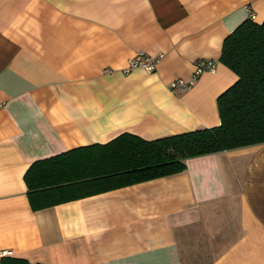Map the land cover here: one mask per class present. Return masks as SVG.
I'll list each match as a JSON object with an SVG mask.
<instances>
[{"label": "crops", "instance_id": "crops-1", "mask_svg": "<svg viewBox=\"0 0 264 264\" xmlns=\"http://www.w3.org/2000/svg\"><path fill=\"white\" fill-rule=\"evenodd\" d=\"M264 0H0V258L30 264H264V143L32 211V162L127 132L219 124L224 38ZM139 52L155 70L123 72ZM197 60H213L187 89Z\"/></svg>", "mask_w": 264, "mask_h": 264}, {"label": "trees", "instance_id": "trees-1", "mask_svg": "<svg viewBox=\"0 0 264 264\" xmlns=\"http://www.w3.org/2000/svg\"><path fill=\"white\" fill-rule=\"evenodd\" d=\"M237 80L216 98L219 124L146 140L123 132L106 143L36 160L23 179L32 211L185 170L188 158L264 143V20L246 19L222 43ZM0 264H30L2 256Z\"/></svg>", "mask_w": 264, "mask_h": 264}, {"label": "built area", "instance_id": "built-area-1", "mask_svg": "<svg viewBox=\"0 0 264 264\" xmlns=\"http://www.w3.org/2000/svg\"><path fill=\"white\" fill-rule=\"evenodd\" d=\"M249 18L254 19L253 12H249ZM157 60L149 55L139 52L137 56L128 60L126 68L123 72L128 73L131 70L141 68L147 72H152L155 70ZM216 69V63L213 60H197L194 64V69L189 80L185 81L182 78H176L169 83L170 89H187L191 87L197 76L204 71H214ZM2 103H0V107Z\"/></svg>", "mask_w": 264, "mask_h": 264}]
</instances>
